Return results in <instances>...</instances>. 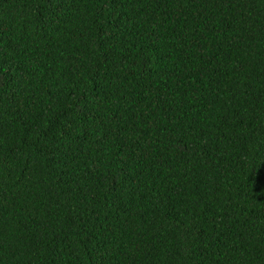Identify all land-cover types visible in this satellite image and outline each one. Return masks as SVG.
I'll return each instance as SVG.
<instances>
[{
	"label": "trees",
	"instance_id": "1",
	"mask_svg": "<svg viewBox=\"0 0 264 264\" xmlns=\"http://www.w3.org/2000/svg\"><path fill=\"white\" fill-rule=\"evenodd\" d=\"M0 264H264V0H0Z\"/></svg>",
	"mask_w": 264,
	"mask_h": 264
}]
</instances>
